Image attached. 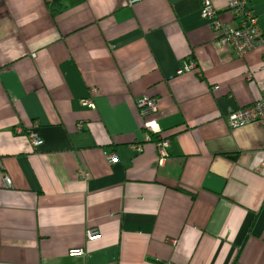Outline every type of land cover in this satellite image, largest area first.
Listing matches in <instances>:
<instances>
[{"label":"crops","instance_id":"obj_1","mask_svg":"<svg viewBox=\"0 0 264 264\" xmlns=\"http://www.w3.org/2000/svg\"><path fill=\"white\" fill-rule=\"evenodd\" d=\"M52 1L0 0V264H264V125L225 120L264 98L261 48L218 44L201 0Z\"/></svg>","mask_w":264,"mask_h":264},{"label":"built area","instance_id":"obj_2","mask_svg":"<svg viewBox=\"0 0 264 264\" xmlns=\"http://www.w3.org/2000/svg\"><path fill=\"white\" fill-rule=\"evenodd\" d=\"M229 10L238 23L234 26L222 22L217 10L213 6L211 0H201V15L205 19L210 20L211 29L218 33V44L230 45L236 54L242 55L246 51L260 47L264 65V31L260 28L257 16L248 7L246 0H230L228 3ZM194 69V65L190 61L183 62L182 67L178 70ZM87 107L94 108V103L90 98H85L82 101ZM135 106L142 118V125L145 129L152 133H158L159 127L156 121L158 114V105L156 98L150 95H141L136 98ZM229 128L246 125L253 122H260L264 125V98H260L252 103L241 106L228 114L225 117ZM31 144L36 147L41 144L42 139L34 130H29L27 133ZM150 139V135L148 137ZM167 139H159L155 142L158 153V162L161 163L167 156L166 147ZM109 162L116 160L115 154L108 156ZM11 178L8 174L3 176L4 186H11ZM98 236L96 230H88L87 238L92 239ZM71 253H80L81 249H71Z\"/></svg>","mask_w":264,"mask_h":264},{"label":"trees","instance_id":"obj_3","mask_svg":"<svg viewBox=\"0 0 264 264\" xmlns=\"http://www.w3.org/2000/svg\"><path fill=\"white\" fill-rule=\"evenodd\" d=\"M49 5L51 6L53 12H57L62 6V0H53L49 3Z\"/></svg>","mask_w":264,"mask_h":264}]
</instances>
